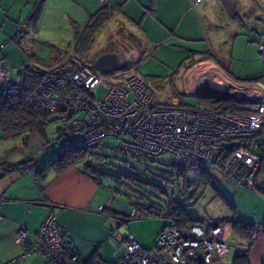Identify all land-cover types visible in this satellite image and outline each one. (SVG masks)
<instances>
[{"label":"crops","instance_id":"obj_1","mask_svg":"<svg viewBox=\"0 0 264 264\" xmlns=\"http://www.w3.org/2000/svg\"><path fill=\"white\" fill-rule=\"evenodd\" d=\"M109 2L116 13L101 25L99 31L104 29L102 32H105L109 20L115 18L128 34L131 33V40L137 43L135 48L127 49L132 58L127 68L154 89L164 88L162 84L172 86L169 91L155 90L157 102L183 106L188 96L196 102L189 107H201L200 98L211 97L203 90L213 77L223 83L235 81L206 48H199L205 45L208 36L206 19L214 21L202 0L195 6L193 0ZM98 7L99 0H0V58L5 57L9 62L12 78H16L23 65H32L29 58L47 56L53 46L60 49L72 47L75 28L86 25ZM106 22L109 23L106 25ZM212 25L214 35H217L218 23L212 22ZM109 52L118 56L123 54L116 50L103 53ZM197 54L201 56L195 59ZM44 147L43 139L36 133L17 131L4 136L0 127V160L36 162L39 176L37 181L36 175L18 169L0 176V264L42 263L44 258L40 254L20 257L23 246L15 241V232L27 227L30 238H33V233L49 213H53L57 222L67 229V236L78 252L77 264L119 258L124 247L112 234L118 227L122 231L133 227L130 220L120 222V218L127 214L113 210L107 213L109 208L100 201L94 180L81 166L56 171L51 164L57 152L50 159L51 156H44L47 151ZM220 170L228 183L223 181L220 187H216L230 208L227 207L226 220H223L228 223L227 242L218 246L215 262L221 264L230 256L232 264L236 254L232 242L237 241L248 246L245 252L250 264H264V230L256 228L254 242L249 246L245 238L235 235L231 224L235 218L264 226V196L244 185L234 184L221 167ZM98 204L104 206L103 211L86 210L87 205ZM144 219L146 228H155L148 238H136L147 249L167 223L160 219Z\"/></svg>","mask_w":264,"mask_h":264},{"label":"built area","instance_id":"obj_2","mask_svg":"<svg viewBox=\"0 0 264 264\" xmlns=\"http://www.w3.org/2000/svg\"><path fill=\"white\" fill-rule=\"evenodd\" d=\"M200 1L193 0V5ZM99 6H110V2L99 0ZM259 50L264 52V41L259 43ZM68 62V72L45 74L24 100L28 107H36L62 123L66 144L82 149L104 147L108 138H114L122 152L150 159L169 154L176 168L186 170H203L226 153L228 157L221 165L226 177L264 194V90L260 86L229 81L224 83L223 93L203 90L247 111L227 113L157 102L154 87L130 69L102 73L94 63L74 54ZM10 69L9 62L1 57L3 91L10 88ZM103 83L105 93L97 98L95 90ZM240 99L246 102H236ZM33 170V162L19 169L32 174ZM103 209L102 204L86 206L88 211ZM148 216L147 210L133 207L120 222ZM259 229L264 230V226ZM112 235L124 247L123 253L113 260H94V264H217L216 250L226 243L228 230L221 219H200L183 227L162 229L147 249L120 227ZM15 241L23 246L20 257L40 254L44 258L41 264H75L79 259L67 229L53 213L47 214L33 238L27 227L17 229ZM232 246L235 253H243L248 247L237 241Z\"/></svg>","mask_w":264,"mask_h":264},{"label":"rangeland","instance_id":"obj_3","mask_svg":"<svg viewBox=\"0 0 264 264\" xmlns=\"http://www.w3.org/2000/svg\"><path fill=\"white\" fill-rule=\"evenodd\" d=\"M202 4L207 5L206 8L214 21L206 19V25H209L208 36L204 40L205 45L199 46V48H206L216 58V62H219L233 75L236 82L264 88V52L259 50V43L264 41V0H237V17L235 19H231L223 10L221 0H202ZM251 6L254 7V10L246 15V10ZM215 17H218V20ZM109 21L110 24L106 31L102 32L104 29H100L98 32L101 33L97 34L98 36L94 40L92 46L94 51L91 50L90 53L84 55V59L92 63L94 55L116 50L123 53L122 56H118L119 63L128 66L131 64L132 58L130 55L128 56L127 49L135 48L137 41L131 40V33L128 34L129 32L127 33V30L117 23V19ZM212 22L218 23L217 35H214ZM107 23L109 22H106V25ZM48 52L47 56L36 54L37 56L31 57L32 65L43 70H53L67 64L69 56L73 54L72 47L60 49L53 46ZM200 56L201 54H197L195 59ZM12 71L16 72L15 69ZM162 85L165 87H156L154 91L163 92L172 89L170 84ZM105 90L104 83L97 86L95 96L102 97ZM185 104V106H191L196 102L187 96ZM201 107L208 108L204 105ZM61 128L62 123L57 119L46 125L43 144L47 151L44 156L49 155L50 159L62 147L58 140ZM116 144L114 138H108L104 147L89 151L91 154H100V159L95 155H90L87 158V164L90 167L89 175L93 177L98 188L99 199L103 205L110 209L107 213L113 210L128 214L136 204L142 205L144 208L152 206L160 211L159 216L150 214L148 218L164 220L166 223L170 221V218L161 215L163 212L170 213L172 210L180 211L182 209L195 219L226 220L224 213L230 206L227 205L228 202L218 193L214 185L220 187L223 181L228 183V180L216 164H210L207 172L187 170L185 176H181L175 171L168 172L173 162V158L169 154H163L155 160H150L146 157L123 153L117 149ZM210 178L214 184L207 181ZM185 180L188 182L185 183ZM163 185H165L164 191H161ZM249 203L253 202L249 201ZM144 222L145 219L130 220L133 227L131 225V228H126L127 232L131 233L135 239L148 238L155 228H146ZM226 224L228 223L226 222ZM231 259L228 256L221 261V264H231Z\"/></svg>","mask_w":264,"mask_h":264},{"label":"trees","instance_id":"obj_4","mask_svg":"<svg viewBox=\"0 0 264 264\" xmlns=\"http://www.w3.org/2000/svg\"><path fill=\"white\" fill-rule=\"evenodd\" d=\"M221 4L223 10H225V12L228 14V16L231 19H235L237 17L236 14L237 0H221ZM113 10L114 8L111 5L99 6L98 10H96L94 14L91 15L90 20L87 22L86 25H84L81 28L79 26L75 28L74 40L72 46V52L74 55L78 56L79 58L85 61L84 55L91 52L99 28L106 20H108L110 16H113L112 14ZM100 54L102 53H98L94 55L93 59L95 60L96 57ZM68 63L69 62H67V64ZM92 63H94V61ZM67 64H64L62 67H58L53 70H43L35 65H31L30 63L27 66L23 65L20 68L16 78L14 79L12 78L10 82V88L8 89V91H3L0 89V127L2 134L4 136H7L17 131H27L38 134L44 140L47 123L55 119L50 117L44 111L36 107H28L24 103V100L32 91H34L37 88V86L40 84L45 74L51 73L58 69H62ZM120 69L129 70L126 65H119L117 70ZM14 93H16L17 95V101H15L16 96L14 95ZM199 101L202 105L208 107V109L211 108L210 110L224 111L227 113L247 112L245 109L237 108L234 105V103L229 100L217 99L212 97H201ZM236 102L245 103L246 100L240 99V100H236ZM58 140L62 144V147L57 152V156L55 157V159L52 161L51 165L54 167V169H56V171H62L70 166H74V165L81 166L84 173L93 179V177L89 175L88 170L90 167L87 164L88 163L87 158L90 155H95L96 158L100 159L101 158L100 154H95V153L91 154V152L89 153V151L101 147L85 148V149L71 147L65 142L63 128L59 129ZM234 145L235 147L238 146V144H234ZM227 157L228 156L225 153L221 156V158H219V160H216L213 164H216L217 166L222 168L221 165L226 160ZM150 160H155V159L152 158ZM27 161L28 160L26 159L14 163L7 160H0V172L3 174V173L11 172L14 169L19 170L20 168L26 166L30 162ZM33 165H34L33 175H36L37 177L36 180L39 181L38 172L36 170V162H33ZM208 167L200 171L207 172ZM174 171L181 176H185V172L187 170L178 169L173 164H171L168 169V172L172 173ZM207 181L213 183L211 178L208 179ZM187 182L188 181L185 180V183ZM164 187L165 185L161 186V191H164ZM214 187L217 189L218 193L222 196V194L219 192V189L215 185ZM258 194L264 196V194L260 192ZM133 207H136L139 210L140 209L147 210L149 216L150 214H156L158 216L160 214V211L156 210L152 206H149L148 208H144V206L142 205L140 206L135 204ZM163 216H168L170 218V221L167 223V225L164 228L171 226L183 227L199 221V219L190 217L188 213H186L183 209L180 211L172 210L170 213L166 212ZM231 224H232L233 232L235 233L236 236L245 238L249 246L254 242L256 235V228H259L260 225H253L247 222L237 220L235 218L231 220ZM78 260L75 262V264L78 263ZM92 264H94L93 260H92ZM232 264H250L247 253L246 252L236 253L233 257Z\"/></svg>","mask_w":264,"mask_h":264},{"label":"water","instance_id":"obj_5","mask_svg":"<svg viewBox=\"0 0 264 264\" xmlns=\"http://www.w3.org/2000/svg\"><path fill=\"white\" fill-rule=\"evenodd\" d=\"M254 10V7L251 6L248 8L245 12L246 15L249 14L250 11ZM119 57L117 54L109 52V53H103L96 57L94 60L95 67L102 73H111L117 70L119 67ZM70 70V65H65L62 69H58L53 71L54 74L59 73H65ZM209 89L214 90L215 92H218V94L223 93L225 90V85L220 79L217 77H213L208 84L204 86V90L208 91ZM211 91V90H209ZM208 93V92H207ZM214 93V92H212ZM0 176H2V173L0 172Z\"/></svg>","mask_w":264,"mask_h":264},{"label":"clouds","instance_id":"obj_6","mask_svg":"<svg viewBox=\"0 0 264 264\" xmlns=\"http://www.w3.org/2000/svg\"><path fill=\"white\" fill-rule=\"evenodd\" d=\"M119 65H121L120 63H119ZM53 73V72H52ZM44 145V144H43Z\"/></svg>","mask_w":264,"mask_h":264}]
</instances>
